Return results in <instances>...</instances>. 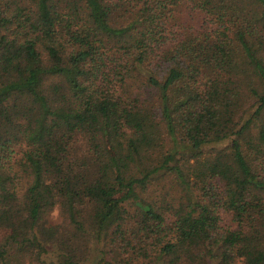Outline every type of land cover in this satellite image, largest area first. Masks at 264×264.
Here are the masks:
<instances>
[{
    "label": "trees",
    "instance_id": "obj_1",
    "mask_svg": "<svg viewBox=\"0 0 264 264\" xmlns=\"http://www.w3.org/2000/svg\"><path fill=\"white\" fill-rule=\"evenodd\" d=\"M0 264H264V0H0Z\"/></svg>",
    "mask_w": 264,
    "mask_h": 264
},
{
    "label": "rangeland",
    "instance_id": "obj_2",
    "mask_svg": "<svg viewBox=\"0 0 264 264\" xmlns=\"http://www.w3.org/2000/svg\"><path fill=\"white\" fill-rule=\"evenodd\" d=\"M195 13L196 12H192L191 14H189V17H187V20H189V23H191L192 25H195L196 22L199 20V15ZM185 16H188V14H185Z\"/></svg>",
    "mask_w": 264,
    "mask_h": 264
}]
</instances>
